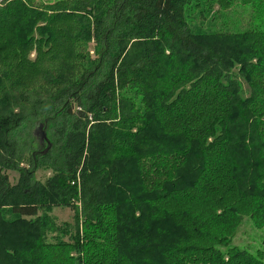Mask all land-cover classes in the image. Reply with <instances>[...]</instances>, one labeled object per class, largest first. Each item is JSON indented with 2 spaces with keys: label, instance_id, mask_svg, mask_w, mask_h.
<instances>
[{
  "label": "trees",
  "instance_id": "trees-1",
  "mask_svg": "<svg viewBox=\"0 0 264 264\" xmlns=\"http://www.w3.org/2000/svg\"><path fill=\"white\" fill-rule=\"evenodd\" d=\"M61 206L73 242L47 243ZM244 218L264 230V0H0V264H264Z\"/></svg>",
  "mask_w": 264,
  "mask_h": 264
},
{
  "label": "rangeland",
  "instance_id": "rangeland-1",
  "mask_svg": "<svg viewBox=\"0 0 264 264\" xmlns=\"http://www.w3.org/2000/svg\"><path fill=\"white\" fill-rule=\"evenodd\" d=\"M54 1L56 0H34V4L38 5L39 3H49ZM238 11L240 18L242 15L243 20L245 21L249 20L248 13H242L241 9ZM201 23L202 22H198V21L193 22L192 24L193 29L195 28L196 30L199 31H204L209 29L208 22L203 23V25ZM93 46L94 44L91 43L89 48L91 51L90 52L91 55H93V50H92ZM34 56H35V52L32 51L29 54V58L33 60ZM40 136L41 138L42 137L44 139L46 138L42 128L36 131V137L40 139ZM50 173H51L50 171L38 170L35 176L37 180L43 182L46 180L47 177L50 176ZM7 174L9 176V180L11 184L16 183L18 174L12 171H8ZM75 205L78 208V210L81 211V205L78 201H76ZM50 215L53 217L56 224L59 225L58 227H60V230L48 233L46 237L47 243H57L60 240L61 242L71 244L73 242L72 235H74V231H75L73 226V211L70 209L69 206L55 207ZM66 226H68L67 228L68 233L65 232ZM6 231L8 233L6 234L7 238H10L11 241L14 242L16 238L15 232L10 231V229ZM232 244L236 247L247 249L251 252L260 250L264 254V230L256 229L247 218H244L241 226L239 227L235 237L232 240Z\"/></svg>",
  "mask_w": 264,
  "mask_h": 264
},
{
  "label": "bare ground",
  "instance_id": "bare-ground-1",
  "mask_svg": "<svg viewBox=\"0 0 264 264\" xmlns=\"http://www.w3.org/2000/svg\"><path fill=\"white\" fill-rule=\"evenodd\" d=\"M28 223V222H27Z\"/></svg>",
  "mask_w": 264,
  "mask_h": 264
}]
</instances>
